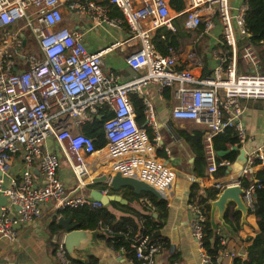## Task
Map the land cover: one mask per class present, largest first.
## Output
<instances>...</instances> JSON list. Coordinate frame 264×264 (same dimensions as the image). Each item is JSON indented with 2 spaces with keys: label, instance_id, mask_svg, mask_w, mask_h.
<instances>
[{
  "label": "built area",
  "instance_id": "built-area-1",
  "mask_svg": "<svg viewBox=\"0 0 264 264\" xmlns=\"http://www.w3.org/2000/svg\"><path fill=\"white\" fill-rule=\"evenodd\" d=\"M183 1L185 6L179 14L188 15L187 25L209 30L213 27L212 17L216 16L222 42L232 54L230 60L222 59L201 78L191 71L175 69V55L172 52L159 54L151 43L154 29L174 28L171 0H108L106 5L94 0H0V29L25 20L42 53L41 56L28 53L26 67L11 71L13 54L18 52L21 40L9 34L0 39V194L7 198V203L0 206L1 235L15 239L14 224L39 218L42 201H55L54 213L68 207L102 206L91 197L64 190L57 175L59 154L41 148L47 138L54 139L78 179L88 171L86 157L96 155L98 164L109 163L113 173L144 181L164 197L175 174L166 160L155 153L156 146H160L158 133L152 140L147 134L146 126L155 127L154 105L142 98L144 124H140L129 96L130 92L140 93L147 83H155L159 93L174 87L177 103L172 107V116L204 126L207 172L217 169L212 147L214 135L234 127L238 142L246 140L240 100L264 99V73L256 69L257 57L250 43L243 47V58L254 70L242 73L236 67L237 43L251 36L245 21L247 0L235 8L229 0ZM109 5L118 8L122 16L110 17ZM65 6L96 24L126 26L128 39H138V47L125 58L132 72L130 77L105 73L103 54L117 42L99 51H90L83 33L62 23ZM201 7L211 10L212 14H199ZM104 105L110 107L113 115L103 124L105 144L96 148L94 140L83 133L82 127L92 121ZM19 152V175H11L12 159ZM257 162L264 163V139L247 154L245 166L251 167ZM34 170L39 171L41 182H35ZM7 177L9 184H6ZM255 183L260 184V180ZM242 197L247 206L254 209L252 186L244 189ZM12 206L19 207L16 213H11ZM193 208L196 218L191 222V232L203 261L208 264L202 247L201 222L205 217L199 206ZM220 242L225 243L224 237H220ZM131 245L139 264H153L160 249L159 242L151 241L146 234ZM56 253L62 264H74L62 244ZM228 255L233 257L236 252L230 251ZM217 264L226 263L219 258Z\"/></svg>",
  "mask_w": 264,
  "mask_h": 264
},
{
  "label": "crops",
  "instance_id": "crops-1",
  "mask_svg": "<svg viewBox=\"0 0 264 264\" xmlns=\"http://www.w3.org/2000/svg\"><path fill=\"white\" fill-rule=\"evenodd\" d=\"M94 1L99 4H108L106 3L108 0ZM243 1L229 0L234 8L238 7ZM179 12L173 8L171 9L174 28L160 26L154 29L151 32V43L157 53L167 54L172 52L175 55L176 60L173 65L175 69L191 71L195 77L201 78L208 75L224 59L219 57V53L222 51L229 52V50L222 42L221 26L215 15L212 17L213 27L205 30L203 26L187 25L188 15L179 14ZM198 13L203 16L207 14L210 16L212 11L201 7L198 9ZM62 23L71 29H79L83 33L84 41L90 51H99L117 42L114 47H110L103 54L104 71L105 73H119L126 78L132 75L125 58L138 47L139 41L138 39H128L129 34L126 26L112 27L103 23L96 24L85 15L75 14L66 6L63 7ZM0 32L3 33L0 36L1 40L4 39L6 34H9L10 37L18 36L21 40L18 52L13 54L14 65L11 67V71H20L26 67L25 56L28 53L32 52L36 56H41L39 44L33 33L22 31L19 24H11L0 29ZM253 38H260L261 40L254 42ZM246 41L253 46H264V38L260 36L251 35ZM25 49L28 51L24 52ZM8 50L11 51L12 49L8 48ZM174 89V87H169L159 93L155 83H147L142 87L140 93H129V96L131 93H135L140 98L145 97L154 105L155 127L146 126V128L151 131L153 138L158 133L160 146H156L155 153L159 158L166 160V163L175 174L171 185L164 192V197L160 198L166 202L164 208H159L156 202L144 192L135 194L131 187H121L117 192H113L105 180L95 181V179L104 175L113 174L109 163L98 164L96 155L86 157L88 171L78 179L53 138H47L41 148L44 151L59 154L57 175L66 192L74 191L77 195L91 197L90 190L99 189L108 194H118L121 200H113L105 206L116 218L132 217L137 221L139 227L144 226L145 222L150 226L158 227V240L155 241L159 242L160 249L155 255L153 264H205L197 240L191 232V222L196 218L193 207L197 204L199 193L204 189L216 186L221 190L228 184H240L239 178L242 176H247L250 181L255 183L258 179L257 173L264 171V163L257 162L251 167H246V160L242 163V168L239 171L233 172L227 168L236 159L240 149H243L247 156L251 150L262 144L264 139V99L240 100L243 109L242 120L247 132L246 140L240 143L239 146L234 145L237 147V155L233 161L223 160L220 163L225 165L222 172L216 170L218 174L215 173L216 171L209 173L205 168L202 169L203 175L198 176L194 170L195 154L191 144L185 137L187 135L192 136L193 131L205 130V128L194 121L177 119L172 116V107L177 103ZM134 112L137 119L138 114L135 110ZM138 123L144 124L143 114L142 121ZM234 146L226 144L227 150L225 151L227 152L223 151V154L232 151ZM159 153L162 155H159ZM216 155L215 152V157ZM10 169L11 175H19L21 169L20 152L12 159ZM33 173L35 182H41L39 171L34 170ZM9 183V177H7L6 184ZM54 204L55 201L53 200L42 201L40 203L41 216L39 218H33L27 222H16L14 224L15 239L9 240L0 234V264H62L56 250L62 244L64 230L57 224L56 220L58 216L63 214L60 211L53 212L55 211ZM1 205L4 204L0 203ZM229 207L231 209L228 217L229 222L227 223L224 218L226 224L217 219L216 213L213 214L214 221L218 223L216 231L221 235L220 237L225 239L224 244L226 247L222 250L224 252H220L219 258L221 262L226 264H232L233 257L228 255L230 251L236 252V255L245 260L247 258L246 247L250 243L248 240L260 231L253 209L247 206L248 211L243 217L242 212L236 210L233 204ZM10 210L11 213H16L18 209L12 206ZM231 212H239L238 217L232 215ZM148 215L152 217V220L146 219ZM72 221L75 220L72 218ZM52 222L57 227L55 233H51L49 229ZM101 233L100 228L99 235ZM99 235H97L95 246L90 251L82 252L78 249L74 251L78 260L87 263L89 258L93 256L97 258L96 264H139L136 254L135 257H131L124 248L112 249ZM134 241L135 239L131 244ZM90 253L93 254L88 255ZM66 256L73 263V259L67 253Z\"/></svg>",
  "mask_w": 264,
  "mask_h": 264
},
{
  "label": "trees",
  "instance_id": "trees-1",
  "mask_svg": "<svg viewBox=\"0 0 264 264\" xmlns=\"http://www.w3.org/2000/svg\"><path fill=\"white\" fill-rule=\"evenodd\" d=\"M108 3V1L106 2ZM248 8L246 11L245 21L246 25L253 36H260L264 38V0H247ZM171 6L177 11L183 10V0H171ZM110 17H121L122 14L113 5H110ZM254 42H259L260 38H253ZM248 43L246 39H241L237 43L236 53V67L238 72L247 73L254 70V66L247 62L243 58V47ZM253 51L257 57L256 69L264 73V46H253ZM243 64V66H242ZM242 66V67H240ZM167 94V93H165ZM168 95V94H167ZM130 100L133 102L134 110L137 112L142 121V98L137 94L131 93ZM113 115L112 110L108 105H104L98 110V113L94 116L92 121H88L82 127L84 134L90 136L94 140L96 148L103 146L106 142L104 137L103 124L105 120ZM205 130L193 131V135H187L185 138L191 144L195 154V173L198 176L203 175V170L207 167V159L204 149L203 135ZM147 134L152 140L153 134L148 129ZM226 144L231 146H239L236 130L234 127H228L223 132L218 133L212 137V147L215 152L227 150ZM159 155H162L159 153ZM237 155L236 150L229 151L223 155H216L217 171H223L225 165L220 163L225 160L231 162ZM215 172L218 174V172ZM223 174V173H220ZM257 178L260 180V184L253 183L247 176L239 178L240 185L244 188L252 186V196L254 205V214L257 218V224L260 229L259 233L250 238L249 245L246 247L247 258L244 260L241 256L235 255L232 259V264H264V171L257 173ZM220 192L219 187H209L201 191L198 195L197 206L204 215L202 223L203 238L202 247L208 258V264H217L220 257V251L223 250L226 245L220 242V234L216 231L218 223L212 220L211 217V205L210 201L217 198ZM153 201L156 202L159 208H164L166 205L165 200L158 199L149 192H144ZM230 207L225 212V221L228 223V217L230 215ZM63 215H72L73 220L79 223V228L82 229H96L101 228L102 233L99 235L101 239H104L109 247L114 250L124 248L129 256L135 257V249L131 247L133 239L138 238L141 235L149 236L151 241L158 240V227L150 226L145 222L144 226L139 227L137 221L132 217H120L116 218L107 207L101 206L99 208H92L89 206H79L76 208H66L60 211ZM232 215L238 217L239 212H231ZM146 219H151L150 215L146 216ZM155 223L154 221H152ZM54 222L49 225L51 233L57 232V227ZM160 240V239H159ZM75 264H96L97 258L91 256L89 262L83 263L82 261L72 260Z\"/></svg>",
  "mask_w": 264,
  "mask_h": 264
},
{
  "label": "water",
  "instance_id": "water-1",
  "mask_svg": "<svg viewBox=\"0 0 264 264\" xmlns=\"http://www.w3.org/2000/svg\"><path fill=\"white\" fill-rule=\"evenodd\" d=\"M237 147L234 146L232 150H236ZM227 152V151H225ZM223 151L216 152L217 155L223 154ZM245 151L243 149L239 150V154L236 159L228 165V169L233 172L239 171L242 168V163L246 160ZM105 180L108 184V187L113 192H117L121 187H131L135 194H140L141 192H149L156 196L157 198H163L162 194L152 185L140 181L134 177L123 176L119 172H115L111 175H104L95 181ZM244 188L239 183L228 184L223 187L217 195V198L210 201L211 205V217L213 219V214H217V219L220 220L223 224H226L224 221V214L229 205L233 204L236 210L242 212L243 217H245L248 208L243 200ZM90 195L93 199L101 202L102 205L107 206L111 201L121 200L118 194H108L99 189H91ZM0 203H6V197L0 195ZM16 209H19L18 206H15ZM57 224L61 226L64 230L62 235V244L67 255L73 259L78 260L74 251L76 249L81 250L82 252L90 251L92 247L96 244L97 235L100 233V229H82L79 228V223L72 221V215L67 216L60 215L57 217ZM217 228V227H216ZM215 228V229H216ZM93 252V251H92ZM90 253L88 255H92ZM82 261V260H78ZM83 262V261H82Z\"/></svg>",
  "mask_w": 264,
  "mask_h": 264
},
{
  "label": "rangeland",
  "instance_id": "rangeland-1",
  "mask_svg": "<svg viewBox=\"0 0 264 264\" xmlns=\"http://www.w3.org/2000/svg\"><path fill=\"white\" fill-rule=\"evenodd\" d=\"M16 24L20 25L22 31H25L26 33L29 31V27L26 25V21L25 20H19ZM236 33H237V31H236ZM2 35H3V33L0 32V36H2ZM27 51L28 50L25 49L24 52H27Z\"/></svg>",
  "mask_w": 264,
  "mask_h": 264
},
{
  "label": "bare ground",
  "instance_id": "bare-ground-1",
  "mask_svg": "<svg viewBox=\"0 0 264 264\" xmlns=\"http://www.w3.org/2000/svg\"><path fill=\"white\" fill-rule=\"evenodd\" d=\"M206 16H208V14ZM219 57H223L225 60H230L232 55L230 51H222L221 53H219Z\"/></svg>",
  "mask_w": 264,
  "mask_h": 264
}]
</instances>
